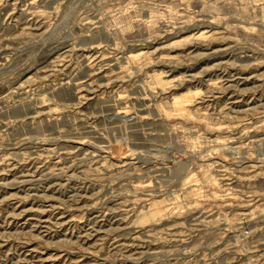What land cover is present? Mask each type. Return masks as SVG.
Returning a JSON list of instances; mask_svg holds the SVG:
<instances>
[{
	"label": "rangeland",
	"instance_id": "rangeland-1",
	"mask_svg": "<svg viewBox=\"0 0 264 264\" xmlns=\"http://www.w3.org/2000/svg\"><path fill=\"white\" fill-rule=\"evenodd\" d=\"M0 264H264V0H0Z\"/></svg>",
	"mask_w": 264,
	"mask_h": 264
}]
</instances>
